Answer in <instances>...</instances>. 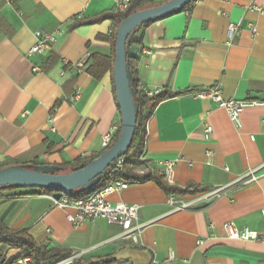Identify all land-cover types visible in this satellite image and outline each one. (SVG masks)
Returning a JSON list of instances; mask_svg holds the SVG:
<instances>
[{
  "label": "crops",
  "instance_id": "obj_1",
  "mask_svg": "<svg viewBox=\"0 0 264 264\" xmlns=\"http://www.w3.org/2000/svg\"><path fill=\"white\" fill-rule=\"evenodd\" d=\"M122 1L0 0V166L93 157L103 151V136L120 129L113 71L100 78L88 71L95 54L111 55L105 37L113 22L86 21L115 12ZM166 1L154 0L153 6ZM230 23L241 24L232 39ZM46 34L56 40L30 54ZM138 35L140 83L181 93L159 104L148 122L147 167L165 173V162L175 161L174 185L224 189L176 211L154 180L108 194L111 203L139 206L138 242L121 236V224L105 217L72 224L67 216L76 210L57 206L38 188L1 189L15 197L0 199V221L11 230L26 229L40 245L70 250L71 264H264V0H196ZM213 87L221 88L224 99L262 103L246 107L238 126L212 98L196 95ZM204 123L213 126L211 140L204 137ZM208 149L214 151L211 162ZM251 171L257 180L239 181ZM201 195L174 196L189 203ZM227 222L257 231L260 239L230 238ZM18 252L11 248L6 257Z\"/></svg>",
  "mask_w": 264,
  "mask_h": 264
},
{
  "label": "trees",
  "instance_id": "obj_2",
  "mask_svg": "<svg viewBox=\"0 0 264 264\" xmlns=\"http://www.w3.org/2000/svg\"><path fill=\"white\" fill-rule=\"evenodd\" d=\"M196 0H192L184 9L193 6ZM154 4V0H130L129 6L124 11H118L112 13H105L98 18L86 21V23L100 22L105 19H111L113 22V30L110 36L105 37L110 41L111 44V55H94V63L88 68V71L95 76L100 78L108 70L113 71L115 53H116V36L117 29L120 23L126 19L128 16L134 12L151 7ZM183 9V10H184ZM154 21V20H153ZM150 22L137 28L135 35L132 37L131 43H136L139 45V49L142 46V36L138 35L140 29ZM80 24V23H79ZM78 24H76L77 26ZM128 68L133 75V88L136 91V102L138 103L137 111V126L134 133V138L130 148L128 149L126 156V161L124 165V171L122 177L129 180L130 182H145L148 180L156 181L162 188H164L169 195L175 194H189V193H202L209 189L199 188L195 185H189L188 187L181 188L174 184H170L165 179V173H157L147 167V161L145 159V152L147 146L148 138V122L152 117L155 109L163 101L168 100L172 97L178 96L180 92H173L171 90H166L159 94L149 96L145 90L139 89L140 80L138 76V56L131 58L129 52L127 53ZM121 127L115 135L114 143L117 141ZM113 143V144H114ZM111 147V146H110ZM109 147V148H110ZM107 148V149H109ZM107 149L103 150L100 154L89 158H82L74 161L73 163H65L58 165L62 167V172H70L76 168H81L90 163L92 160L97 158ZM11 165L10 162L3 163L0 168ZM146 168V169H141ZM112 166L108 168L106 173L102 176L101 181L93 188L86 192H81L79 190H73L67 194V197L71 200H84L89 198L94 192L100 188L108 185L113 179L111 174ZM4 188H22L20 186H7ZM3 188V189H4ZM40 191L53 194L54 190L50 188H38ZM11 248H18L19 252L17 255L7 258L6 252ZM72 256V252L61 246L46 247L36 243L32 235L26 230H11L3 222L0 221V264H18V261L28 257L30 259L29 264H54L58 261L66 259ZM73 264H99V262L93 261H83L75 260Z\"/></svg>",
  "mask_w": 264,
  "mask_h": 264
},
{
  "label": "water",
  "instance_id": "obj_3",
  "mask_svg": "<svg viewBox=\"0 0 264 264\" xmlns=\"http://www.w3.org/2000/svg\"><path fill=\"white\" fill-rule=\"evenodd\" d=\"M192 0H168L162 4L138 10L124 19L116 36L113 67L115 90L120 106L122 125L117 141L105 152L81 168L62 172L58 165H9L0 168V190L7 186L50 188L53 196L61 199L64 192H86L95 187L113 162L124 156L130 148L137 126L138 103L133 88V75L128 68L127 53L135 58L139 45L131 43L137 28L149 21L167 17L183 10Z\"/></svg>",
  "mask_w": 264,
  "mask_h": 264
},
{
  "label": "built area",
  "instance_id": "obj_4",
  "mask_svg": "<svg viewBox=\"0 0 264 264\" xmlns=\"http://www.w3.org/2000/svg\"><path fill=\"white\" fill-rule=\"evenodd\" d=\"M130 0H123L117 6L118 11H124L128 8ZM260 11H263L261 8ZM250 28L253 32H256V26L254 24H250ZM241 30L240 23H230L229 25V36L232 39L239 33ZM56 37L54 35L46 34L42 38H39L38 41L30 48L29 53H42L49 47V42H54ZM90 52L87 53V57H90ZM84 61H82L78 66H83ZM35 70H39L38 67ZM139 89L145 90L149 96L159 94L160 91H152L147 90L140 83ZM196 95L200 97H210L212 98L219 107H222L227 110L231 120L237 124L241 125L240 115L241 112L249 106L259 105L262 101L251 100V99H224L222 95V90L219 87H213L207 91H197ZM118 127L114 126L108 133L103 136L102 139V147L103 150L109 148L113 145L115 135L118 132ZM213 134V126L209 123H204V137L206 140H211ZM208 161L211 162L214 157V151L212 149H208L206 151ZM126 161V156H122L119 159L113 162L111 174L113 175V179L110 183L96 192H94L89 198L84 200H71L67 197L68 192H64V196L61 199H56L52 194L51 198L54 200L55 204L61 208H73L76 210L75 214H69L67 216L69 222L74 225L82 224L88 220H94L99 217H105L109 220V222L119 223L123 228V232L121 236L130 237L134 242H138L139 233L143 227V224L138 222V211L139 206L136 204H127L123 202L111 203L107 199V195L119 191L121 189L127 188L130 185V181L122 177L124 171V165ZM175 161H166L165 162V179L168 183L173 184V174ZM110 166V167H111ZM258 179V176L255 171H251L247 175L241 177L239 181H244L245 183H250ZM224 187L216 190V191H206L202 192V195L196 198L191 202H182L178 203L176 201V197L174 195H170L169 205L172 207V211L185 209L190 205L202 200V199H210L215 195H218L220 191H222ZM15 195H3L0 193V199L3 198H12ZM225 229L227 230L228 236L233 239H242V240H259V233L255 230L250 229L247 226L239 227L234 222H227L224 224ZM174 257V252H170V258ZM74 256L68 257L61 261H58L54 264H71L73 262ZM30 259L28 257L21 260L22 264H29Z\"/></svg>",
  "mask_w": 264,
  "mask_h": 264
}]
</instances>
